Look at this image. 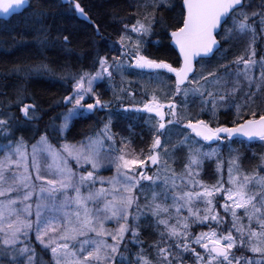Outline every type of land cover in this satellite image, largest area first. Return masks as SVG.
<instances>
[{
    "label": "snow or ice",
    "instance_id": "1",
    "mask_svg": "<svg viewBox=\"0 0 264 264\" xmlns=\"http://www.w3.org/2000/svg\"><path fill=\"white\" fill-rule=\"evenodd\" d=\"M73 2L76 11L87 19L81 5L75 0ZM26 3L27 0H0V13L7 15L15 9L22 8ZM165 3L167 0H156L152 6L157 8ZM245 8L244 0H182V24L171 31V38L179 49L183 61L180 67H173L164 60L149 58L142 54L141 39L133 42L130 36L121 35L120 56L112 57L111 63L106 56H100V67L95 73L83 72L78 77L73 76L75 83L72 86V93L63 98L65 102L71 103L72 107L63 114L59 126L61 133L69 127L71 119L80 114L81 110L91 112L96 108L109 107V102L102 101L96 94L94 84L104 77L111 80L115 72L122 73L126 67L125 57H131L129 67L147 69L155 72L157 76L160 70L175 75L172 100L165 105L153 93L151 99L143 105V111L154 113L159 118L157 125H154L153 142L149 147L150 155L146 158L141 159L137 155L129 159V153L125 149L114 148L115 139L110 134V120L96 137H89L86 144L81 142L79 146L61 145L63 152L76 160L77 166L91 165L92 171L79 176L68 167L67 158L49 143L45 135L32 146L31 168L36 174L34 180L28 171L29 157L23 138L16 142L14 148L11 141L6 145L9 151L0 159V197H3L0 199V264H40L35 249L29 247L27 239L21 240V236L27 238L32 231L36 233V240L45 249H50L49 264H128V258L120 251L125 235L130 232L133 242H136L139 236L138 228L131 225L132 221L139 220V215L133 216L130 211L134 205L139 211L133 189L142 181H149L155 185L160 179L159 171L154 176H148L142 169L146 160L154 166L160 163V149L164 145L161 137L168 127L186 119L185 129L203 141L231 142L234 137H246L249 140L259 138L264 141V113L258 115L253 109L250 113L251 118H245L246 114L242 115L244 109L255 102L257 94L264 90V58L257 61L254 58V51L247 59L243 56L237 57L235 61L220 65L219 69L201 76L202 85L197 81L196 87L185 86L190 80V74L195 71L193 59L201 54L207 56L218 49L219 41L216 38L218 29L230 16L232 26L225 30V40L231 39L233 34L239 36L251 34L252 39H255L256 29L250 21L260 16L261 24H264V0H261V11L249 13ZM145 19L147 20V17ZM154 21L155 13L147 23L137 20L132 25L131 32L136 33L138 37L146 36L151 32ZM125 29H128V25H125ZM64 42H68L67 36L64 37ZM232 63L236 65V72L233 87L229 89L226 77L233 75L229 71ZM241 63L243 68L240 67ZM257 65L260 68L259 77L250 75ZM220 70L225 71V77L220 76ZM241 78L246 82L247 90L244 91L242 102H237L236 97L244 87ZM254 83L255 91L252 89ZM208 85L212 86L211 89ZM124 91L125 89L121 88V92ZM88 95L95 96L94 103H84ZM128 95L132 96L134 93L129 92ZM181 95L185 108L190 96L199 97L201 111L210 112L213 118L221 108L231 110L234 107L236 119L233 120V126L219 124L212 127L203 119L193 120L191 117L182 116L181 105L175 102V98ZM117 99L120 97L117 96ZM30 110L34 112L35 106L24 105L20 109L26 118L31 119ZM136 111L141 109L137 108ZM166 116L172 118L166 119ZM8 123L7 119H0V131L7 132ZM191 139L192 137L185 133L183 139L172 145L173 150L179 146L188 147L187 162L183 165L181 173L169 169L167 160L164 161L163 195L167 200L168 191L171 190L172 204L157 202L161 194L153 191L151 201L144 206L151 210L156 227L163 226L164 231L159 233L161 239L167 235L170 241H175L178 252H191L195 257V264H264V176L241 174L236 167L239 156L235 155L229 160V187L225 188L222 180L212 186L205 185L197 179L200 175L198 170L204 160L213 157L217 159L219 169L221 167L219 155L216 149L204 152L202 148L194 147L188 143ZM107 141L111 142L107 148L109 153L120 152L109 159L116 169V174L106 180L100 179L101 185L106 183L109 187L102 186L94 191L90 190L85 195L82 188H93L97 182L95 172L103 166L101 153L105 151L104 144ZM168 152L169 149L164 147V155ZM13 156L16 159H13ZM40 157L50 158L51 163L47 165L48 174L55 176V179L45 178L41 170ZM13 164L17 168L22 167L23 171H14L11 168ZM138 171L139 177L136 176ZM234 171L236 175H233ZM8 173H11V179ZM197 187L201 190L196 191ZM253 187L258 191H253ZM185 188L189 190L177 191ZM70 191L75 195L69 196ZM217 193L224 196L225 203L221 207L225 214L230 213L232 217L231 227L226 233H222L220 228L227 221L223 220L218 212H213V201ZM33 199L34 213L31 203ZM200 202L206 205L203 215L200 208L194 207ZM89 203L96 206L89 207ZM20 204L23 207H18ZM72 208L75 210L69 211ZM173 209L175 217L171 215ZM185 209L188 215L181 216L180 213ZM237 210L244 211L247 225L243 223V218L238 216ZM33 214L35 221L31 219ZM162 216L165 218H161ZM173 219L176 220L175 224L171 222ZM111 221L118 223L117 229L110 230L105 227L106 222ZM192 224L207 225L209 230L193 234L190 230ZM108 237H111V243L108 242ZM193 245H198L203 252H197ZM154 247L158 249L159 264H177L179 257L173 256L171 244L160 247V244L156 243ZM238 248H246L252 255H234V250ZM142 253L141 249L135 257V264H152V261Z\"/></svg>",
    "mask_w": 264,
    "mask_h": 264
},
{
    "label": "trees",
    "instance_id": "2",
    "mask_svg": "<svg viewBox=\"0 0 264 264\" xmlns=\"http://www.w3.org/2000/svg\"><path fill=\"white\" fill-rule=\"evenodd\" d=\"M78 1L84 12L98 26L100 35L95 34L93 27L86 20L77 17L70 5L61 3L60 0H28V5L22 12L12 15L6 20H0V119L9 121L7 132L13 141L23 138L24 142L30 143L42 134L48 135L54 141V136L48 132L49 128L47 127L54 122L59 114L64 104L63 98L70 94V87L62 83L61 80L72 71L81 69L89 72L95 71L99 57H108L115 51H108L105 44L112 45V40L118 37L121 24L131 21L135 16L136 0ZM169 1V5H161L156 8V25L151 31L157 39L155 42L147 43L143 52L152 58L166 60L176 67L179 64V57L169 44L168 35L170 30H174L180 24L182 6L181 0ZM251 1L247 0L246 7L251 5ZM65 36L68 37L67 43L64 42ZM110 45L108 47L111 48ZM222 45H224L223 42ZM231 45L232 42L229 41L227 45L229 54L230 51L232 52ZM216 53L211 58L201 60L199 66L215 64ZM129 82L133 83L130 76ZM143 83L146 86L144 81ZM102 87L103 85H99V89ZM252 89L255 91V88ZM101 91L106 97L110 88ZM240 101L242 100H237V102ZM22 104L35 106V111H31L32 119L22 118L20 115ZM250 105L258 115L264 113V94H257L255 102ZM108 109H113V107H108ZM233 110V108L231 110L220 109L215 120H211L210 116L205 115L206 113L200 114L199 117L211 125L214 123L231 125L236 119ZM101 113L100 111L93 114L86 113L85 116L73 120L64 132V138L80 140L85 137L94 128L95 120L100 122L103 119V117H99ZM108 114L114 117L111 119V126L114 127L117 125L116 123L120 122L126 137L144 142L150 136L153 140L154 133L149 115H135L131 111ZM247 117L250 115H245V118ZM223 141L221 144L223 152L220 153V159L229 160L225 157L226 154L228 156L230 154L231 157L238 155L240 168L250 170L251 174L264 176V142L262 140L245 141L234 138L231 142ZM173 143L175 142L173 141ZM169 146L172 145L168 143V148ZM174 151L179 162H182L184 155L181 154V149L177 148ZM223 166H226L225 162H223ZM213 167V161H204L200 168L199 178L204 180L205 176L213 171ZM171 195L172 192L168 193L167 200L163 198L158 201L171 205ZM149 201H151V195H147V199L141 202L143 218L141 226H137L139 231L137 242L139 243L134 246L137 249L136 253H140L142 249V254L150 259L152 264H159L158 249L154 245L159 243L160 247H165L167 244H171L173 256L179 257L177 264H195V257L191 252H178L175 248V241H170L167 235L163 237V240L161 239L159 233L164 231L163 226L156 227L151 210L144 207ZM184 213L182 211L180 215L183 216ZM240 213L243 215L242 211ZM171 215L175 216L174 209ZM220 217L227 221L223 224L227 226L229 220L226 216ZM242 218L243 223L247 225V218L244 215ZM203 226L205 227L203 231H206L207 225ZM200 227L193 224L190 230L194 234L201 231ZM30 238L28 237L27 240L31 241ZM193 247L197 252H203V249L198 245H193ZM35 251L40 264H45L49 257L48 250L46 252L36 248ZM120 251L124 252L122 249ZM124 255L128 258V264H135L136 255L132 251H125ZM236 256L240 255L236 254Z\"/></svg>",
    "mask_w": 264,
    "mask_h": 264
},
{
    "label": "rangeland",
    "instance_id": "3",
    "mask_svg": "<svg viewBox=\"0 0 264 264\" xmlns=\"http://www.w3.org/2000/svg\"><path fill=\"white\" fill-rule=\"evenodd\" d=\"M248 1H251V0H248ZM169 2L170 1L167 0V3L161 4V5H168ZM154 3H156V0H136V2H135V4H136L135 16L131 19V21H129V22H127L125 24V25H128V29L127 30L125 29V25H124L123 33L121 34V35H125V36H130L132 38L133 42H135V40L138 39V38L141 39V42H142V49H141L142 50V54H144L143 53V49L147 45V43L156 41V39H157V38L155 39L156 35L153 34V31H151L146 36L138 37L136 33L131 32V27H132V25H134L136 23L137 20H140L141 22L147 23L148 20L152 19L153 13H155V10H156V8H154L152 6ZM246 3H247V0H246ZM250 4L251 5H248L245 8V11L251 13L253 11H261L262 10L260 8L261 0L257 1V2L251 1ZM161 5H159V6H161ZM145 17H147V20L145 19ZM250 23L254 24L255 29H256L255 39L254 40L252 39L251 34L244 35V36H236V34H233V41H232V45H231L232 52H230V54H229L228 53L229 51L227 50V48H228L227 45H228L230 39L225 40L224 39L225 32L221 33L219 35V39H220L221 42H223L224 45H222L220 47V49L218 50V52L216 53L215 64L203 65V66L199 67L198 72L195 74V76L185 86L188 87V88L196 87L197 86V84H196L197 81H199L200 84L202 85L203 81L200 80L201 76L207 75L208 72H211L213 70L219 69L220 65L228 64V63H231V62L235 61L237 57L243 56L245 59H247L249 54L251 52H253V51L255 52V57L254 58L257 61H260L261 58H264V24H261V17L260 16H257L255 18V20L250 21ZM231 26H232V21H231L230 26H227L226 29L230 28ZM169 34H170V31H169ZM127 43H128L127 40H125V44H127ZM119 46H120V44H119ZM120 55H121V48L118 47V52H114L113 54H111V55H109L107 57L108 60H109V63L112 62V57L120 56ZM124 60H125V63H126V67H125V69H124V71L122 73L115 72L113 74V77H112L111 80H109L107 77H104L101 80H97L95 82V84H94V88H95L96 94H98L100 96V98H102L101 99L102 101L109 102V107L116 106V107L120 108L123 105H126V106H129V107H132L131 108V112L134 113L135 115L139 114V115L146 116V115H149V113H147V112L142 110L143 109V105H144V103L148 102L149 99H151V96L153 95V93H155L158 96L160 102L164 103L165 105L169 102V100L173 99L172 93L175 91V86L173 85V88H172L173 90H172L171 87H170V85H171L170 83L166 85V83L168 82V79H165L166 77L161 75V74H159L157 76L156 73H155V74L151 75V77H148V79L144 81L146 86H144V83H143V79H144L143 76H137L136 74H130V79L131 80L133 79V83H129V77L127 78V76H125V70L128 69V63L131 61V57H125ZM99 67H100V65L98 63V65L95 68V71H91V72H89V71H81L80 73H78L76 75H73V76H77L78 77L83 72L95 73L99 69ZM240 67L243 68V64L242 63L240 65ZM229 71H231L232 74H233L230 77H226V79L228 81V88L230 89V88L233 87V81L235 80L236 65L234 63H232L231 69H229ZM219 74H220L221 77H225V71L224 70H220ZM250 75H255L256 77H259L260 68H259L258 65L252 72H250ZM65 76L66 77H64V78L68 77V75H65ZM73 76H72V78L70 80V94L72 93V90H73L72 86L75 83V81L73 79ZM103 81H105V83L107 84V88H110V92L108 91L109 93H108V95L106 97L100 92V89H99V85L102 84ZM150 82L152 84H150ZM241 82L243 83L244 87L241 89L240 93L236 97L237 100L238 99L243 100V97L240 98V96L244 94L243 91L247 90V84H246V82L243 81V78H241ZM208 87L211 89L212 86L208 85ZM121 88L125 89V91L121 92ZM252 88H256L255 83L252 85ZM129 92L134 93V95H132V96L128 95ZM260 94H264V90H262L260 93H258V95H260ZM117 96H119L120 99H117ZM183 99L184 98H183L182 95L175 98V102L181 105V107H180L181 115L185 116V117H191L193 120H196L197 118H199V116H200L199 114L202 113V111H201V107L202 106L199 103V97H195V100H193V97L190 96L189 99H188V103H187V107L186 108L183 105ZM85 101H86V103H93V102H95V96L88 95V96L85 97ZM240 102H242V101H240ZM25 105H29V104H25ZM23 106L24 105L22 104L20 106V109ZM70 107H72V104L71 103H67V102L64 101V104L62 105L59 114L56 116V119L54 120V122H52L47 127V128H49L48 132L51 135L54 136V141H52V139H50V137L48 135H45V136H47L49 143L55 149L59 150L61 152V154L65 158H67L68 167L71 168L72 171L76 172L77 175L79 176L81 174H86L88 171H92L91 165L90 164H88V165L81 164L80 166H77L76 160L74 158H72V157L67 156V153H64L63 150L61 149V145L69 144V145L79 146L81 144V142H84L86 144L87 143V139L89 137H96L97 134L101 131V129L104 128V125L106 123H108L109 120L111 121V119L114 118V117L113 116L111 117L110 114H108V113L111 112L112 109H108V107L104 108L101 111L102 112L101 115L99 116V117H103V119H101L100 122L95 120V126H94V128L92 129V131L89 134H87L85 137H83L80 140H67V139L64 138V132L66 130L61 133L59 131V126H60V124L62 122L63 114L66 113L68 108H70ZM137 108L141 109V111H136ZM221 109H224V108H221ZM233 109H234L233 111L235 112V108L234 107H233ZM252 110L253 109H252V107L250 105L249 108L244 109L242 115H245V114L246 115H250ZM204 112H207V111H204ZM207 113L210 115L209 118H211V120H215L212 117L210 112H207ZM85 114H86V111L85 110H81L80 114L74 116L71 119L70 124H71V122L74 119L79 118V117H81V116H83ZM20 115L24 119H29V118H26L23 115L22 112H20ZM151 115H153V114H151ZM29 116L32 117L31 110L29 111ZM250 117H251V115H250ZM171 118L172 117L169 116V119H171ZM97 119H99V118H97ZM158 120L159 119H156V123L152 122L151 128L153 130V133L155 132L154 125H157ZM185 121H187V120L185 119L181 123H183ZM181 123H179L177 125H174L175 128H174V126L168 127L167 133H165L161 137V139L164 142V145L160 149V152H161V161H160V163L158 165H155V166L154 165L147 166L145 171H144L145 175H148V176H154L159 171L160 172V179L156 182L155 185H153L149 181H142L140 183V185L136 189H133V194L136 197L138 205H139V211H138L137 206H135V205L130 210L133 216L139 215V220L138 221H132L131 222V225L133 227H137L138 225L141 226L140 223H141V220L143 218L142 217V209H141L142 204H140L139 202H142V201H144V199H146V197H147L146 191H149L152 188H156V189L158 188L160 191L164 192V188H165L164 183H163L164 178H165L164 161L167 160V167L169 169H174L177 173H181L183 171V165L187 162L188 147L185 145L184 147H186V148H183L184 152H182V153L184 155L183 156L184 159L181 160L182 162H179V159L176 157V155H174L175 151L172 149V146H169V148H168L169 139H170V141L174 140L173 135L175 137L178 136L180 139H183L184 136H185V133H187V132L184 131L185 129L181 128V125H180ZM116 124L117 125L112 127L111 126L112 122L110 123V134H112L114 136V139H115L114 148L115 149H117V150L125 149V151H127L129 153V156H128L129 159H131V158H133V156H137V155L140 156L141 159H144L148 155H150L149 147L151 146V144L153 142V140H151L150 136L148 138H146V140L144 142H142V140L141 141H136V140L134 141L131 138L125 136V134L123 132L124 129L122 128V126H120V122H118ZM216 125H217V123L213 124V126H216ZM176 127L178 128L176 133H178L179 135H177V134L176 135L175 134L172 135L171 133L174 131V129H176ZM8 133L9 132L0 131V159L4 158L5 153L7 151H9V149L6 147V145H8L9 142L11 141L12 142V147L14 148L15 144L17 142V140L13 141L12 139H10ZM42 135H39L37 138H35L33 142H30V143L29 142H24L25 146H26V152H27L28 157H29V159H28V164H29L28 171L32 175L33 180L35 179V175L36 174H35V171H33L32 168H31L32 146L34 144H36L37 141H39V139H40V137ZM194 142H195V140H194ZM223 142L224 141H221V142L217 143L215 146L207 147V148L203 147L204 146L203 144H200V143L197 144L196 142H195V145L193 144V146L196 147V148H202V150L204 152H210L212 149H216L217 152H218V155L220 156V153L223 152L221 150V148H222L221 144H223ZM110 144H111L110 141H107L104 144L105 151L101 153V163L103 164V166L95 172V176H96V181L97 182L95 183L93 188H89V187L82 188V193L83 194L86 195L90 190L94 191L95 189H99L102 186L105 187V188L109 187V185L106 184V183L101 185V183L99 181H100L101 178H104L106 180V179L111 178L112 176H114L116 174V169H115L114 165H112L109 162V159L111 157H114V156H117V155L120 154L119 151L109 153L107 151V148L109 147ZM174 144H171V145H174ZM164 147H167L169 149V152H168L167 155H164ZM229 156H230V154H229ZM13 159H16V157L13 156ZM206 160H210V161L214 162L213 171H210L211 173L207 174L208 176H205L204 180L200 179L199 177H197V179L202 181L207 186L215 185L217 183V181L222 180V182L224 184V187L225 188L229 187V185H228L229 160L226 159V161H224V159H220L219 158V162L221 163V167L219 169L217 168L218 161H217V159L215 157H213L212 159H206ZM206 160H204V161H206ZM223 162L226 163V166H223ZM49 163H51L50 158L40 157L41 170H42V173L45 175V178L46 179H55L56 178L55 176H51V175L48 174L47 165ZM146 163H148L147 160H146ZM11 168L14 171H20V172L23 171L22 167L21 168H17L15 164L11 165ZM198 171L201 172V169H199ZM239 172L241 174H244L242 172V169L239 170ZM245 174H251V171L245 169ZM139 175H140V172L138 171L136 173V176L139 177ZM233 175H236V171H234ZM8 176H9V179H11V173H8ZM38 183L39 182H37V184ZM180 190H185L186 191V190H189V189H187V188H185V189H177V191H180ZM200 190L201 189L199 187L196 188V191H200ZM252 190L253 191H258V189H256L255 187H253ZM168 193H171V190H169ZM68 195L69 196H74L75 193L73 191H70L68 193ZM10 198H12V197H10ZM0 199H3V197H0ZM31 203L33 204V213H34V210H35V199H33L31 201ZM213 203H214V207H213L214 212H218L220 216H226V218L229 220V224L227 226L226 225H222L221 228H220V231L222 233H226L228 231V229L231 227L232 217H231L230 213L229 214H225L224 209L221 207V205H223L225 203L224 196L219 194V193H217L216 194V198L214 199ZM95 206L96 205H93V204L89 203V207H95ZM218 206H220V207H218ZM18 207H23V205L20 204V205H18ZM194 207L200 208L201 209V215H203V209L206 207V205L203 202H200V203L195 204ZM74 210H75L74 208L69 209V211H74ZM240 211L243 212L244 216H245V214H244L243 210H237L238 216H240L242 218L243 215H241V213L239 214ZM184 212L185 213L183 214V216H187L188 212H187L186 209L184 210ZM175 215H176V213H175ZM173 217H175V216H173ZM31 219L33 221H35V215L34 214L31 216ZM122 222L123 221H121V223ZM172 222L175 224L176 220L173 219ZM190 223H191V221H190ZM118 226H119L118 223H116L115 221L106 222V224H105V227L110 229V230H115V229L118 228ZM213 227H215V225H213ZM203 228H205V227L201 226L200 227L201 231H197L195 233L202 232ZM206 229H207L206 231L209 230L208 226H207ZM28 237H31L30 238L31 241L27 240L29 242V247L34 248V249L38 248L39 250L46 251V252L48 250L49 257L47 258L45 264H49V261L51 260L50 249H45L39 243V241L36 240L35 231L30 232ZM28 237L25 238V237L21 236V240L28 239ZM107 239H108L109 243L112 242L111 241V237H108ZM137 240H139V238ZM138 243L139 242H135V243L133 242L130 232L126 233L125 240L123 241V245L121 247V249L124 251L123 255L125 254V251H128V249L130 247H131V249H133L134 245L137 246ZM246 251H247L246 248H238V249L234 250V255H236V254L240 255V256L241 255H245V256H251L252 255L248 251L246 253ZM124 256H126V255H124Z\"/></svg>",
    "mask_w": 264,
    "mask_h": 264
},
{
    "label": "bare ground",
    "instance_id": "4",
    "mask_svg": "<svg viewBox=\"0 0 264 264\" xmlns=\"http://www.w3.org/2000/svg\"><path fill=\"white\" fill-rule=\"evenodd\" d=\"M73 1V0H72ZM69 2V3H65V4H68V5H70V7H71V10H73V7H72V4H73V2ZM61 2V1H60ZM75 2H78L79 3V1L78 0H75ZM181 2H182V0H181ZM62 3V2H61ZM244 3H245V5H246V0H244ZM80 4V3H79ZM182 4V3H181ZM168 5H169V3H168ZM182 6V5H181ZM135 12H136V7H135ZM74 11V10H73ZM238 11H239V9H238ZM18 14V13H17ZM86 14V13H85ZM15 15V14H14ZM87 15V14H86ZM234 15V14H233ZM10 18V17H9ZM87 23H89V24H91V26L93 27V30H94V32H95V34L96 35H100V31H99V29H98V26L96 25V24H94L93 23V21L89 18V16L87 15ZM231 21H232V17L230 16L223 24H222V26H221V28H220V30L218 31V35L217 36H219V34H221V33H224L225 32V30H226V27L227 26H230V24H231ZM156 23V21H154V23H153V26H152V28L156 25L155 24ZM126 24V22H123L122 24H121V26H120V31L118 32V37L117 38H115L114 40H112V42H111V44L112 45H110V44H108V43H106L105 44V46H106V48L108 49V51L110 50L111 52H113L114 50V52H118V47H120L119 46V41H120V37H121V34L123 33V27H124V25ZM180 24H182V15H181V20H180ZM179 24V25H180ZM171 31H173V30H170V34L168 35L169 36V44L171 45V43H170V41H171ZM236 36H239V35H236ZM232 39V40H231ZM231 39H230V41L232 42L233 41V35H232V37H231ZM222 44V42L220 41V45ZM108 45H110L111 46V48L110 47H108ZM172 46V45H171ZM173 48V47H172ZM144 49H145V47H144ZM147 49V48H146ZM145 51V50H144ZM146 52V51H145ZM231 52V51H230ZM144 53V52H143ZM144 55H146V56H148L147 54H145L144 53ZM213 56V55H212ZM211 56V57H212ZM149 58H151V59H155V58H152V57H150V56H148ZM211 57H209V58H211ZM203 59H208V58H200V59H198L197 60V62H196V64H195V71H194V73H192V75L190 76V80L195 76V74L198 72V70H199V67H201V66H199V64H200V62H201V60H203ZM156 60H163V59H156ZM165 62H167L166 60H164ZM168 63V62H167ZM179 65H180V59H179V64H178V66L177 67H179ZM203 66V65H202ZM81 71H86L85 69L84 70H80V71H72V72H70V73H68L67 75H68V77L67 78H63L62 80H61V82L62 83H64L66 86H68V87H70V80H71V78H72V76L73 75H76V74H78V73H80ZM130 74H136L137 76H143L144 77V79H143V81H145V80H147L148 79V76L147 75H153V74H155V72H151L150 70H147V69H145V70H140V69H135L134 67H129L128 66V69L127 70H125V76H127V78L130 76ZM159 74H161V75H163V76H165L166 78L165 79H168V82L166 83V85L167 84H171L170 85V87H171V89L173 88V85L175 86V77L171 74V73H168L167 71H164V70H160L159 71ZM123 75V74H122ZM64 77H66V76H64ZM125 78V77H124ZM189 80V81H190ZM188 81V82H189ZM188 82H186V84L188 83ZM150 84H152L151 82H150ZM100 85H103V87L100 89V92L102 93V89H109V88H107V84L105 83V81H103L102 82V84H100ZM173 90V89H172ZM244 92V91H243ZM242 96V95H241ZM193 100H195V98H193ZM131 108L132 107H129V106H126V105H123L122 107H120V108H118V107H116V106H114L113 107V109L111 110V112H126L125 111V109H129L128 111H131ZM86 111V113H88V111L87 110H85ZM203 113H206L205 115H207V116H210L207 112H202L201 114H203ZM154 115V116H153ZM153 115H151V114H149V117L151 118V121L152 122H155L156 123V119H159L158 117H156L155 116V114L153 113ZM200 115V114H199ZM204 115V114H203ZM83 116H85V115H83ZM201 116V115H200ZM156 118V119H155ZM166 119H169V116H166ZM197 119H203V118H201V117H199V118H197ZM75 120V119H74ZM72 123V122H71ZM187 123V121H185V122H183V123H181L180 125H181V128L182 129H185V127H184V124H186ZM219 124H217L216 126H218ZM224 125H226V124H224ZM174 128H175V126H174ZM177 127H176V129H174V131L171 133L172 135L173 134H177V135H179L178 133H176L177 132ZM167 131H168V128L164 131V133H163V135L165 134V133H167ZM185 132H187L189 135H190V137H192V139L191 140H189L188 141V143L189 144H194L195 145V142L196 141H198V143L197 144H203L204 146L203 147H205V148H207V147H212V146H215V144H217V143H208V142H206V141H203L202 139H200L199 137H195V134L194 133H191V131H189V130H187V129H185ZM173 137H174V142H175V144H177V142L178 141H180L181 139L178 137V136H174L173 135ZM235 139H242V138H240V137H234ZM233 138V139H234ZM193 140V141H192ZM194 140H195V142H194ZM242 140H245V139H242ZM173 141H169L168 143H170V144H174L173 143ZM245 141H247V140H245ZM183 147L184 146H179L178 147V149H181V151L182 152H184V149H183ZM182 155H183V153H181ZM178 157V156H177ZM225 157H227V158H229V160L231 159V156L229 157L227 154H226V156ZM261 162V161H260ZM238 164V163H237ZM259 164H262V163H259ZM237 168L239 169V170H241L242 168H240V166H239V164L237 165ZM143 171V170H142ZM242 172L245 174V170H243L242 169ZM153 191H155V192H157V193H160L161 195L158 197V200L159 201H161L163 198H164V195H163V192L162 191H160L158 188L156 189V188H152L151 190H149V191H146V195H151L152 196V192ZM157 200V202H159ZM140 204H141V202H139ZM159 203H161V202H159ZM137 242V241H136ZM131 243V242H130ZM135 243V242H134ZM135 246V245H134ZM128 250H130V251H132L135 255L137 254L136 253V251H137V249H135V247H133V249H131V247L128 249Z\"/></svg>",
    "mask_w": 264,
    "mask_h": 264
},
{
    "label": "water",
    "instance_id": "5",
    "mask_svg": "<svg viewBox=\"0 0 264 264\" xmlns=\"http://www.w3.org/2000/svg\"><path fill=\"white\" fill-rule=\"evenodd\" d=\"M60 1H61L62 3H69V2H71L72 0H60ZM72 2H73V1H72ZM181 3H182V2H181ZM27 5H28V0H27V3H26L22 8H20V9H15V10H13L12 12L8 13L7 15H5V14H3V13H0V20H6V19H8L9 17H11L12 15L22 12V11L27 7ZM181 5H182V4H181ZM72 7H73L74 13H75V15H76L77 17H79V18H81V19H84V20H87V19H85V17H84L83 15H81L80 13H78V12L76 11V9H75V3H74V2H73V4H72ZM221 26H222V25H221ZM221 26L219 27L218 31L220 30ZM216 38H217V37H216ZM217 40H218V38H217ZM218 41H219V40H218ZM170 43H171L173 49L175 50V52L177 53V55H178V57H179V59H180V65H179V67H180L183 61H182V58L180 57L179 49L177 48V46L175 45V43L173 42L172 39H171ZM219 47H220V41H219ZM219 47H218V48H219ZM217 50H218V49H216L213 53H211V54H209V55H207V56L201 54L200 56L195 57V58L193 59V67H194V69H195V64H196V62H197L198 59H200V58H209V57H211V56H212ZM173 67H174V66H173ZM164 71H166V70H164ZM171 74L175 77V75H174L173 73H171ZM191 75H192V73L190 74V76H191ZM247 118H251V117H247ZM257 118H258V116H257ZM218 126H219V125H218ZM225 126H229V127H231V126H233V124H231V125H225ZM212 127H217V126H212ZM187 130H188V129H187ZM189 131H190V130H189ZM240 138L245 139V140H247V141H251V140L259 139V138H252L251 140H249V139L246 138V137H240ZM200 139H201V138H200ZM206 142H208V143H215V142H211V141H206ZM150 163H151V162H150ZM144 168H145V167H144ZM144 168H143V169H144Z\"/></svg>",
    "mask_w": 264,
    "mask_h": 264
},
{
    "label": "flooded vegetation",
    "instance_id": "6",
    "mask_svg": "<svg viewBox=\"0 0 264 264\" xmlns=\"http://www.w3.org/2000/svg\"><path fill=\"white\" fill-rule=\"evenodd\" d=\"M102 99V98H101ZM84 103H86V101H84ZM104 108H96L93 113H97L98 111H102ZM93 113H89V114H93Z\"/></svg>",
    "mask_w": 264,
    "mask_h": 264
}]
</instances>
